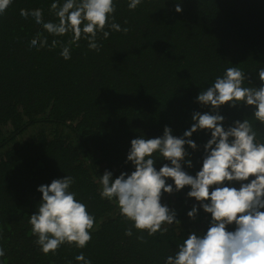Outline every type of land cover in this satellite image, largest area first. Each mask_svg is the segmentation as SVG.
I'll return each mask as SVG.
<instances>
[{
	"label": "trees",
	"instance_id": "obj_1",
	"mask_svg": "<svg viewBox=\"0 0 264 264\" xmlns=\"http://www.w3.org/2000/svg\"><path fill=\"white\" fill-rule=\"evenodd\" d=\"M65 0H12L0 15V264H82L81 252L91 264H166L193 231L206 233L212 216L187 193L190 186L163 193L162 205L176 212L163 235L149 236L122 216L116 200L100 196L101 176L111 171L131 175L127 160L131 141L162 137L165 127L182 137L194 123L195 112H211L197 97L222 77L229 67L248 77L243 86L259 88L264 68V0H142L136 9L130 0H114L115 23L128 31L98 33L99 51L81 39L71 46V58L62 45L37 50V35L67 45L72 38L49 34L21 9H41L45 22L58 23L50 10ZM179 4L183 11L177 12ZM254 106L222 105L224 127L249 119L264 143V124L254 118ZM198 146L185 145L192 166L183 170L195 177L203 167L211 131L193 133ZM170 161L156 154L157 171ZM66 176L74 178L71 191L95 216L92 239L83 249L67 243L55 254H44L31 231L30 216L42 200L39 186ZM248 181L225 182L240 188ZM175 188L174 181L166 178ZM216 186L210 187V191ZM210 203V201H205ZM196 205L193 220L188 212ZM132 228V235L125 234ZM236 225H229L234 231ZM143 236L140 240L138 237Z\"/></svg>",
	"mask_w": 264,
	"mask_h": 264
},
{
	"label": "clouds",
	"instance_id": "obj_2",
	"mask_svg": "<svg viewBox=\"0 0 264 264\" xmlns=\"http://www.w3.org/2000/svg\"><path fill=\"white\" fill-rule=\"evenodd\" d=\"M141 2L130 0L128 7L134 10ZM11 3L12 0H0V15ZM50 10L58 17V23L45 22L41 9L31 12L21 9L20 14L25 19L31 15L51 35L72 34L67 45L54 39L49 46L47 37L42 38L40 33L30 41V47L37 50L62 45L60 55L65 60L71 58V46L78 47L82 38L88 41L90 50L99 51L98 33L107 39L110 32L106 29L128 31L115 23L114 0H65L62 6L53 2ZM175 10L183 11L179 4ZM259 79L262 82L259 88L245 87L246 74L238 67L227 68L222 77L218 76L197 97L202 105L212 106V111L195 112L194 123L182 137L174 136L173 130L166 126L162 137L133 139L127 160L135 171L131 175L121 173L114 180L111 171L101 176V198L115 199L122 216L149 236L157 232L163 235L168 231L165 224L179 222L176 212L161 203L165 192L171 194L190 186L187 195L200 201L204 211L211 214L207 232L190 233L176 254L167 257L166 264H264V143L258 142L257 131L249 119L237 120L234 126L225 129V117L219 114L222 105L230 103L236 107L238 103H246L255 107L254 118L264 124V68L259 69ZM204 129L211 131V139L204 146L203 167L193 177L183 170V163L192 166L190 159L185 160L189 156L185 145L196 150L198 146L190 138ZM156 154L170 161L171 166L166 163L157 171ZM250 177L255 178L241 183L239 189L225 186L226 181L243 182ZM166 178L174 181L175 188ZM74 183L73 177L66 176L38 188L42 200L29 223L37 236L36 243L46 255L55 254L65 243L83 249L92 239L90 230L95 227V216L76 199L77 193L70 190ZM213 185L216 187L210 191ZM198 211L194 205L188 216L195 220ZM233 224L235 230L229 231L228 226ZM125 234L131 236L132 228L126 229ZM4 256L5 251L0 248V257ZM75 259L91 264L82 252Z\"/></svg>",
	"mask_w": 264,
	"mask_h": 264
}]
</instances>
